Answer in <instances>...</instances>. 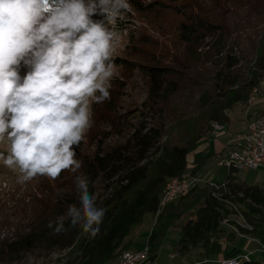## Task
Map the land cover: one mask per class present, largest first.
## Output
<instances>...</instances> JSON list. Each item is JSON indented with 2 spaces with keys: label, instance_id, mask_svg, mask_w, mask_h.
I'll return each mask as SVG.
<instances>
[{
  "label": "trees",
  "instance_id": "trees-1",
  "mask_svg": "<svg viewBox=\"0 0 264 264\" xmlns=\"http://www.w3.org/2000/svg\"><path fill=\"white\" fill-rule=\"evenodd\" d=\"M252 1L184 5L172 60L177 68L145 67L149 78L145 109L138 110L139 121L123 141L96 144L90 152L76 149L75 158L82 162L77 173L64 170L55 180L47 178L48 184H38L40 196L32 197L28 209H20L11 236L0 239V264H16L28 255L45 257L56 250L66 251L58 264H109L117 257L132 227L158 211L166 180L186 172L188 154L208 135L211 124H228L233 105L246 103L264 80V9L253 7ZM129 3L139 7L137 0ZM244 9L247 12L240 15ZM108 102L106 109L115 111ZM204 161L201 154L196 156L192 173ZM78 174L89 178L96 206L107 210L94 238L81 225L55 235L47 226L66 217L70 205L79 206ZM222 182L224 186L221 182L218 187L194 186L178 197L173 209H195L196 214L180 228V251L198 247L206 258L221 251L226 201L244 205V216L253 225L250 232L264 242V181L247 183L229 171ZM180 211L168 219H177ZM69 223L65 219L66 227ZM163 235L157 227L148 238L149 258L156 255ZM240 264L264 262L250 255Z\"/></svg>",
  "mask_w": 264,
  "mask_h": 264
},
{
  "label": "clouds",
  "instance_id": "clouds-1",
  "mask_svg": "<svg viewBox=\"0 0 264 264\" xmlns=\"http://www.w3.org/2000/svg\"><path fill=\"white\" fill-rule=\"evenodd\" d=\"M129 8V0H0V162L19 170L18 184L82 168L76 149L92 124L91 103L110 99L116 74L119 34L109 22ZM75 185L79 206L47 226L55 235L81 225L94 238L107 210L86 175Z\"/></svg>",
  "mask_w": 264,
  "mask_h": 264
},
{
  "label": "rangeland",
  "instance_id": "rangeland-1",
  "mask_svg": "<svg viewBox=\"0 0 264 264\" xmlns=\"http://www.w3.org/2000/svg\"><path fill=\"white\" fill-rule=\"evenodd\" d=\"M137 1L138 8L130 6L128 10L121 13L114 23L109 22L110 26H114L119 34L112 57L116 65V74L110 81L109 88L110 105L115 108V111L111 112L106 109L109 103L108 100L99 104L94 101L91 103L92 124L85 133V139L78 147L83 152L92 151L96 144L113 145L126 138L132 127L139 121L138 110L145 109L143 104L147 102L149 78L145 73V67L159 65L177 68L172 60L176 53L174 45L176 44L177 25L181 17L180 12L184 10V5L210 7L209 5L212 3V0ZM251 3L254 4L253 7L256 6L260 10L264 9V0H253ZM246 12L244 9L240 11V15ZM250 97L254 99L251 100ZM250 97L244 104L233 105L229 111V116H237L239 120L246 124L264 109V101H261V99H264V80L252 91ZM243 128L244 126L239 127L241 130ZM5 148V145H0V151L5 150ZM220 159L221 155L218 160L214 159L209 166L205 164L194 173L191 171L193 163L189 161L185 173L200 178L192 187L218 186L226 175V170L221 166ZM209 170L212 171L214 177H210ZM18 175H20L18 169H8L0 162V239L11 236L14 224L20 221V209H28L32 197L40 196L37 190L38 184L40 182L48 184V177L38 176L21 185L16 182ZM236 177L247 183H263L264 167L255 170L237 171ZM179 199L159 205L156 213L146 214L140 223L132 227L127 244L120 249L119 254L130 249H141L147 246L148 238L155 232L157 227L160 233H164L160 239V245L165 244L164 240H169L172 251L186 252L179 250L180 228L186 216H196V214L195 209H189L185 212H181L180 209H173ZM164 208L166 210L164 215L158 219ZM244 209V205L241 203L226 201L225 213L220 222L224 231L219 238V242H222H220L222 251L235 250V248L238 250L246 241L250 243V246L254 245V249L257 244L264 243L250 232L253 225L244 216ZM179 211L181 214L177 219H173V221L168 219L170 214L174 212L177 214ZM166 221H171L172 224L166 227ZM241 229L246 232L241 231ZM147 247L149 251V246ZM190 249L201 251L198 247ZM65 253L66 251L56 250L45 257L28 255L23 261L16 264H58L64 261ZM168 253V249L163 246L157 252L158 260L155 264H172ZM252 256L260 257V255ZM218 260H215L216 264H218ZM208 262H213V260L205 257L198 264Z\"/></svg>",
  "mask_w": 264,
  "mask_h": 264
},
{
  "label": "built area",
  "instance_id": "built-area-1",
  "mask_svg": "<svg viewBox=\"0 0 264 264\" xmlns=\"http://www.w3.org/2000/svg\"><path fill=\"white\" fill-rule=\"evenodd\" d=\"M254 99V98H253ZM251 99V100H253ZM251 100H249L251 102ZM264 101V99H261ZM224 129V125L214 122L213 129L208 135L216 136ZM221 166L226 169H233V174L241 170H255L264 167V109L249 120L238 136L233 141L232 148L225 150L221 154ZM200 178L191 176L190 174L179 176V184L168 185L167 190L170 191V199H177L182 193H186ZM224 186V182H221ZM215 187H218L214 185ZM159 205H164V201H160ZM141 249H130L129 256L123 263L117 264H133L134 259L141 254ZM260 254V258L264 260V244H257V247L248 253L232 257L222 258L217 261L218 264H233L241 262L242 259L248 258L250 255Z\"/></svg>",
  "mask_w": 264,
  "mask_h": 264
},
{
  "label": "crops",
  "instance_id": "crops-1",
  "mask_svg": "<svg viewBox=\"0 0 264 264\" xmlns=\"http://www.w3.org/2000/svg\"><path fill=\"white\" fill-rule=\"evenodd\" d=\"M244 123L245 122L239 120L237 116H231L229 123L224 125L223 131L216 136L207 135L206 137H204L199 142L197 148L188 154L187 161L188 162L191 161L193 163V160L195 159V157L201 154L205 159L204 165L208 164L209 166L211 161H213L214 159H217V160L219 159V156L224 152V150L232 148L234 139L238 136L239 134L238 132L241 131L239 127L245 126L246 124ZM208 172L211 175L210 177H214L211 170H209ZM191 218L194 219L195 215L186 216V218H184L182 225L186 222V220L191 219ZM164 241H165V244L162 243L160 247L158 248L157 252L163 246H165L166 249H168V252H169L168 256L172 264H198V262L205 259V257L202 255L200 250L196 251V249H190L184 253H181L179 251L174 252L170 248L169 240H164ZM254 247H255L254 245L250 246V243L246 241L243 244V246L240 247L238 250L236 248L235 250H230V249L229 250L227 249L225 251L221 250L218 254H214L208 257L212 259L213 262L201 263V264H216L215 260L222 259V258L237 257V256L248 253V251L254 249ZM257 255H260V254L257 253ZM157 260H158V254L156 253V255L153 258L148 259L146 264H155Z\"/></svg>",
  "mask_w": 264,
  "mask_h": 264
},
{
  "label": "bare ground",
  "instance_id": "bare-ground-1",
  "mask_svg": "<svg viewBox=\"0 0 264 264\" xmlns=\"http://www.w3.org/2000/svg\"><path fill=\"white\" fill-rule=\"evenodd\" d=\"M213 124H211L210 132L213 129ZM226 171H228V172L233 171V169H226ZM183 175H186V173H184ZM196 178H198V177H196ZM177 184H179V177H173V178L167 179L162 190H161V193H160V201H164V204L169 202L167 200L170 199V191L167 190V186L168 185H177ZM147 246L144 247V250H141V254L139 256H137L136 259H134L133 264H146L147 263V261L149 259V251H148ZM129 251L130 250L122 252L117 257H115L109 264L123 263L124 261L127 260L128 256H129ZM245 259H248V258H245ZM233 264H240V262H235Z\"/></svg>",
  "mask_w": 264,
  "mask_h": 264
}]
</instances>
